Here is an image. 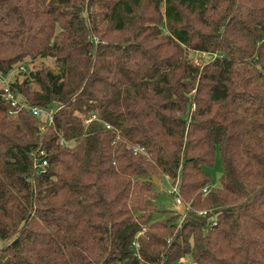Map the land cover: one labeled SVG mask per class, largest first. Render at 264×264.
Listing matches in <instances>:
<instances>
[{"label":"trees","instance_id":"1","mask_svg":"<svg viewBox=\"0 0 264 264\" xmlns=\"http://www.w3.org/2000/svg\"><path fill=\"white\" fill-rule=\"evenodd\" d=\"M37 59L9 86L52 122L0 91V264H264V0H0V74Z\"/></svg>","mask_w":264,"mask_h":264},{"label":"built area","instance_id":"2","mask_svg":"<svg viewBox=\"0 0 264 264\" xmlns=\"http://www.w3.org/2000/svg\"><path fill=\"white\" fill-rule=\"evenodd\" d=\"M203 55L205 57H203ZM201 56L205 59V62H208L209 60H212L216 56V54L202 53ZM199 62L200 61L195 60V63H199ZM21 69L25 70L23 67H21ZM10 81H11L10 74H8V75L0 74V91H1V94L9 102L10 106L13 107V108L9 109V111H8L9 115H15L20 108L24 107V108L28 109L32 115L37 116V117L44 115L47 118L49 123L52 122V116L56 110L54 107L43 110L38 106H28L24 102L22 103L17 98V95H15L11 91L10 86H9ZM92 119H96V116L92 115L85 122H89ZM41 128H43V126H41ZM106 128H110V126L106 125ZM132 150L134 153H137V152L143 153L145 151L143 147L138 146V145H134L132 147ZM43 156H44V151H39L34 155V167H39L40 170L43 169V167L47 164V161L43 158ZM39 157H42L41 161L39 160ZM164 178L169 183V186H170L169 194L172 197L175 205L177 207L182 206L184 209L188 210L190 208V205L185 204L183 202L182 197L180 196V194L178 192L177 186L171 182V179L169 176L166 175V176H164ZM203 191L206 192V188H204ZM199 213L203 214V213H205V211H199Z\"/></svg>","mask_w":264,"mask_h":264},{"label":"rangeland","instance_id":"3","mask_svg":"<svg viewBox=\"0 0 264 264\" xmlns=\"http://www.w3.org/2000/svg\"><path fill=\"white\" fill-rule=\"evenodd\" d=\"M189 58L191 59H194V60H197V61H201L202 59H204L203 57H205L203 55V57L201 56V54H198V53H195V52H189L188 54ZM50 63L49 61L47 60H40V59H37L35 61H33L32 63L30 64H22L20 66H15L14 67V71H12L11 75L14 77L16 75V73H18L19 71H21V67H23L24 69H26V72L31 70V68L35 69V68H39L41 67L42 64H48ZM202 63H204V61H202ZM18 99H20V97L18 96L17 97ZM209 172L211 174V177H212V182H211V186H217L219 184V177L221 176L222 174V167H221V161H220V154H219V150L217 149L216 150V153H215V158H214V163H213V166L211 169H209ZM165 178L163 177L162 178V181L158 182L155 181L156 183V190L158 192L161 193V195L163 196L162 199L157 202V207L160 208L162 205L168 209H171V211H175V212H180L182 213V215L185 213V210L182 206L181 207H177L175 205V203L173 202V199L172 197L170 196L169 194V189H170V186H169V183L166 182V179L164 180ZM162 208V207H161ZM178 264H193L191 262V258L190 256H186L185 258L181 259L180 262Z\"/></svg>","mask_w":264,"mask_h":264},{"label":"crops","instance_id":"4","mask_svg":"<svg viewBox=\"0 0 264 264\" xmlns=\"http://www.w3.org/2000/svg\"><path fill=\"white\" fill-rule=\"evenodd\" d=\"M10 77H12V75L10 74ZM12 79V78H11Z\"/></svg>","mask_w":264,"mask_h":264},{"label":"water","instance_id":"5","mask_svg":"<svg viewBox=\"0 0 264 264\" xmlns=\"http://www.w3.org/2000/svg\"><path fill=\"white\" fill-rule=\"evenodd\" d=\"M155 181H157V178H155Z\"/></svg>","mask_w":264,"mask_h":264}]
</instances>
